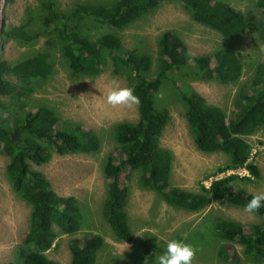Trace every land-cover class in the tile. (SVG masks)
I'll use <instances>...</instances> for the list:
<instances>
[{
  "label": "trees",
  "instance_id": "16d2710c",
  "mask_svg": "<svg viewBox=\"0 0 264 264\" xmlns=\"http://www.w3.org/2000/svg\"><path fill=\"white\" fill-rule=\"evenodd\" d=\"M13 0H8L10 4ZM163 0H114L110 4L100 2L77 3L69 13L59 11L54 0H42L46 11L43 23L56 27L61 51L70 69L79 75L97 76L105 70L110 60L115 72L126 70L130 74L133 94L138 98V120L121 121L115 125L117 142L104 165L107 181V197L103 204V216L117 239L132 243L134 233L126 211L129 197L128 180L138 171L139 184L159 194L164 202L175 208L198 212L211 200L219 204L244 207L251 199L238 181H252L259 176V168L252 155V147L246 136L258 128L264 130V57L257 64L250 85L244 87L234 102L231 117L219 106L209 104L205 97L192 88L183 89L170 76L189 66L186 77L218 81L229 84L242 74V62L231 44L213 53L189 55L186 44L173 30H166L158 41V66L151 71V56L136 48H125L116 34L144 14L157 8ZM191 18L226 38L236 39L254 29L264 41V0H256L260 18L241 11L223 0H178ZM96 19L108 26L111 32L91 38L81 31L71 29L73 18ZM38 34L31 33L24 24L8 23L1 29L0 49L6 40L31 43ZM54 70L50 53L39 51L10 63L0 54V152L7 157V177L12 189L31 205L30 226L18 246L22 263L8 261L2 264H58L48 258L46 251L54 244L58 233L73 234L80 229L82 213L78 199L59 195L44 172L33 166L43 165L53 155L95 153L101 147V137L93 129L81 123L64 121L48 105L27 106L20 101L15 111L5 109L3 96L18 95L19 91L31 93L33 80H47ZM9 76H16L22 84ZM166 80L183 92L185 117L190 125L197 148L203 152H222L228 163L217 168L224 174L213 179L199 191H191L170 182L173 153L160 143V137L170 120V111L158 107L156 93ZM3 110V111H2ZM246 168L249 175L226 174L228 170ZM127 170V172H125ZM207 177V176H206ZM253 177V178H252ZM260 222L241 223L222 218L214 224V232L222 240L238 243L244 256L252 263L264 259V207L255 212ZM103 238L90 234L73 238L69 242L70 264H95ZM223 260L239 264V257L226 248L219 251ZM139 259V264L144 262Z\"/></svg>",
  "mask_w": 264,
  "mask_h": 264
},
{
  "label": "rangeland",
  "instance_id": "374dc122",
  "mask_svg": "<svg viewBox=\"0 0 264 264\" xmlns=\"http://www.w3.org/2000/svg\"><path fill=\"white\" fill-rule=\"evenodd\" d=\"M42 0H13L6 3L4 20L16 25L24 24L31 33L38 34L31 43L6 40L0 54L13 63L22 57L39 51L50 53L54 65L53 73L47 80H33L31 93L19 91L18 95L3 96L5 109L15 111L20 101L27 106L45 104L53 108L64 121L78 122L84 128L93 129L101 137V147L95 153L53 155L51 160L33 168L45 173L53 189L63 196L78 199L82 213L80 229L73 234H64L55 227L58 236L50 249L48 258L58 264H70L69 242L90 234L103 238L95 264H154V257L163 253L169 240H178L190 245L194 250L191 264H232L223 260L219 251L226 248L239 257V264H254L243 254L238 243L222 240L214 232V224L222 218H230L241 223L260 222L256 213L243 211L244 207L232 204H219L211 200L209 205L198 212L175 208L153 190L139 184L138 171L128 180L129 197L126 211L134 233L132 243H124L116 238L103 216V204L107 197V181L104 165L109 154L116 149L115 125L121 121L138 120L137 104L112 107L104 103L109 81L115 80L121 87L129 88L130 74L126 70L115 72L110 60L103 72L89 77L74 73L64 58L56 27L43 23ZM59 11L69 13L77 3L100 2L110 4L114 0H54ZM235 8L260 18L256 0H223ZM71 29L81 31L94 38L111 32L108 26L96 19L80 17L69 22ZM166 30L176 32L186 44L191 57L210 54L226 44H231L241 62L242 74L233 83L201 80L183 75L194 63L179 72H173L178 84L185 90L188 87L205 97L209 104L219 106L231 117L235 99L239 92L250 85L257 64L264 57V41L251 29L236 39H229L219 32L195 22L178 0H163L154 10L141 16L127 27L116 31L125 48H136L151 56V71L158 66V41ZM15 83L22 84L16 76H9ZM94 82L97 88L94 87ZM183 92L171 80H166L156 93L158 107L170 111V120L160 137L161 146L173 153L170 182L191 191H199L200 185L208 186L209 177L217 168L228 163V156L222 152L207 153L195 144L190 125L185 117ZM3 111V110H2ZM4 111L0 116H3ZM252 147L251 158L259 168V176L252 181H238L248 192H264V130L258 128L246 136ZM7 157L0 152V264L8 261L21 262L18 246L30 226L31 205L23 200L11 187L7 177ZM127 172V170L125 171ZM207 176V177H206ZM253 178V177H252ZM141 264V263H140ZM257 264H264V259Z\"/></svg>",
  "mask_w": 264,
  "mask_h": 264
},
{
  "label": "clouds",
  "instance_id": "9594fccd",
  "mask_svg": "<svg viewBox=\"0 0 264 264\" xmlns=\"http://www.w3.org/2000/svg\"><path fill=\"white\" fill-rule=\"evenodd\" d=\"M94 87L97 88L94 82ZM104 103L112 107L129 106L138 104V98L131 88L121 87L117 81H109L108 90L104 96ZM264 207V192L252 194L251 199L245 204L243 211L250 214ZM194 256L193 248L178 240H169L163 253L154 257V264H191Z\"/></svg>",
  "mask_w": 264,
  "mask_h": 264
},
{
  "label": "built area",
  "instance_id": "2783aa9c",
  "mask_svg": "<svg viewBox=\"0 0 264 264\" xmlns=\"http://www.w3.org/2000/svg\"><path fill=\"white\" fill-rule=\"evenodd\" d=\"M232 173H236V174H238L240 176L249 175V172H248V170L246 168H238L236 170L231 169V170H228L226 172V174H232ZM223 174H224V172H220V173L214 174L213 176L209 177V181L208 182L211 183L213 179H217V178L221 177Z\"/></svg>",
  "mask_w": 264,
  "mask_h": 264
},
{
  "label": "water",
  "instance_id": "95a60500",
  "mask_svg": "<svg viewBox=\"0 0 264 264\" xmlns=\"http://www.w3.org/2000/svg\"><path fill=\"white\" fill-rule=\"evenodd\" d=\"M6 3H8V0H0V37H1V29L4 24V14L7 5Z\"/></svg>",
  "mask_w": 264,
  "mask_h": 264
}]
</instances>
